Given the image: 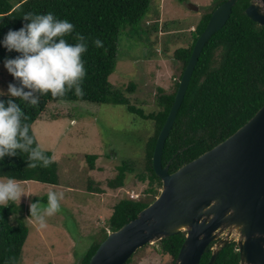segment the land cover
Returning a JSON list of instances; mask_svg holds the SVG:
<instances>
[{
    "label": "trees",
    "instance_id": "16d2710c",
    "mask_svg": "<svg viewBox=\"0 0 264 264\" xmlns=\"http://www.w3.org/2000/svg\"><path fill=\"white\" fill-rule=\"evenodd\" d=\"M225 1L215 0L191 31L192 42L176 51L183 63L180 80L198 37L213 11ZM252 2L238 0L227 23L202 51L165 143L163 165L169 164L170 172L225 140L264 104V26L246 14ZM150 3L151 0H23L15 5L14 0H0V62L11 63L14 90L11 97L0 95L1 178L59 183V164L52 151L39 146L33 131V124L51 101L125 104L129 111L156 123L143 168L134 174L133 165L123 162L118 166L119 173L108 181L109 187L117 189L135 175L147 184L138 197L126 196L116 203L108 220L111 231L136 218L160 194L162 180L155 173L153 154L180 84L179 80L174 92L159 96L158 111L146 113L133 106L125 91L110 81L122 29L138 24ZM134 88L132 83L129 90ZM87 157L93 168L98 156ZM20 210L14 200L0 203V264L22 261L30 230L25 223H11L12 215ZM108 234L104 229L102 237L82 256L81 264H89ZM186 234L182 231L158 240L160 251L172 257V264ZM238 249L234 241L223 246L213 264H241ZM211 252L203 255L201 264L210 263Z\"/></svg>",
    "mask_w": 264,
    "mask_h": 264
},
{
    "label": "rangeland",
    "instance_id": "374dc122",
    "mask_svg": "<svg viewBox=\"0 0 264 264\" xmlns=\"http://www.w3.org/2000/svg\"><path fill=\"white\" fill-rule=\"evenodd\" d=\"M214 4L215 0H151L141 21L122 29L110 81L125 91L133 106L146 113L158 111L159 96L175 91L183 71L176 51L192 42L191 31ZM132 83L135 88L130 91ZM0 95H14L10 62H0ZM33 131L39 146L52 151L58 162L59 183L0 177V203L14 200L21 208L11 223H25L30 230L20 264H81L104 229L111 232L108 220L116 203L146 189L135 175L117 189L108 181L123 162L133 165L134 174L143 168L156 123L125 104L51 101ZM92 154L98 156L93 168L87 157ZM172 261L156 240L140 248L130 264Z\"/></svg>",
    "mask_w": 264,
    "mask_h": 264
},
{
    "label": "water",
    "instance_id": "95a60500",
    "mask_svg": "<svg viewBox=\"0 0 264 264\" xmlns=\"http://www.w3.org/2000/svg\"><path fill=\"white\" fill-rule=\"evenodd\" d=\"M237 1L226 0L213 11L180 80L153 154L155 173L162 180L160 194L136 218L109 232L89 264H126L143 246L185 230L173 264H201L215 242L209 263L213 264L233 239L241 264H264V104L233 134L174 172L169 164L163 165L165 143L202 51L227 23ZM246 14L264 26V0L253 1Z\"/></svg>",
    "mask_w": 264,
    "mask_h": 264
},
{
    "label": "built area",
    "instance_id": "2783aa9c",
    "mask_svg": "<svg viewBox=\"0 0 264 264\" xmlns=\"http://www.w3.org/2000/svg\"><path fill=\"white\" fill-rule=\"evenodd\" d=\"M133 196H135V195H133ZM136 197H138V195H136ZM226 235H227V232L225 231V232L221 233L220 237H221V238H225ZM233 241L236 242L237 239H233ZM214 243H215V242H214ZM213 248H215V244L212 246V249H213ZM238 250H239V249H238Z\"/></svg>",
    "mask_w": 264,
    "mask_h": 264
}]
</instances>
